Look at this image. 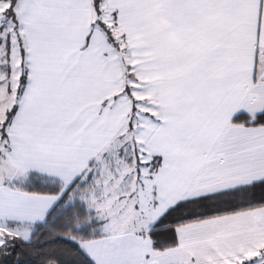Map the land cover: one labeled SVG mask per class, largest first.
<instances>
[{"label":"snow or ice","instance_id":"1","mask_svg":"<svg viewBox=\"0 0 264 264\" xmlns=\"http://www.w3.org/2000/svg\"><path fill=\"white\" fill-rule=\"evenodd\" d=\"M102 2L0 0V264H264V0L202 55Z\"/></svg>","mask_w":264,"mask_h":264},{"label":"crops","instance_id":"2","mask_svg":"<svg viewBox=\"0 0 264 264\" xmlns=\"http://www.w3.org/2000/svg\"><path fill=\"white\" fill-rule=\"evenodd\" d=\"M104 5L111 16L119 10V30H130L137 45L161 52L202 55L214 40L231 51L249 38L248 27L254 22L249 0H107ZM72 15L75 29L86 34L94 18L93 1L75 0ZM96 37L102 42L101 32ZM258 239L253 228H246L229 246L240 248Z\"/></svg>","mask_w":264,"mask_h":264},{"label":"rangeland","instance_id":"3","mask_svg":"<svg viewBox=\"0 0 264 264\" xmlns=\"http://www.w3.org/2000/svg\"><path fill=\"white\" fill-rule=\"evenodd\" d=\"M104 4H107V0H103V9H104L105 12H104L102 18H103L104 21L108 22V21L111 20L112 17H111L109 12H108L109 14L107 13V11H106L107 6H105Z\"/></svg>","mask_w":264,"mask_h":264},{"label":"trees","instance_id":"4","mask_svg":"<svg viewBox=\"0 0 264 264\" xmlns=\"http://www.w3.org/2000/svg\"><path fill=\"white\" fill-rule=\"evenodd\" d=\"M93 1V0H92ZM101 6V8L103 9V2H102V4L100 5ZM93 11H94V9H93ZM104 9H103V14H104ZM103 16V15H102ZM102 16L100 17L101 19H103L102 18ZM112 17V16H111ZM97 19V15H96V12L94 11V18H93V21H95Z\"/></svg>","mask_w":264,"mask_h":264}]
</instances>
